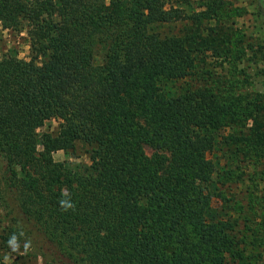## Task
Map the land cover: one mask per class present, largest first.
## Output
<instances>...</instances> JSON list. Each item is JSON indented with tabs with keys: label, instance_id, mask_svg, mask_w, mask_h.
I'll list each match as a JSON object with an SVG mask.
<instances>
[{
	"label": "trees",
	"instance_id": "trees-1",
	"mask_svg": "<svg viewBox=\"0 0 264 264\" xmlns=\"http://www.w3.org/2000/svg\"><path fill=\"white\" fill-rule=\"evenodd\" d=\"M225 2L0 0L31 55L0 60L11 264H264V92L236 66L255 50L226 32ZM57 151L89 165L73 171Z\"/></svg>",
	"mask_w": 264,
	"mask_h": 264
},
{
	"label": "rangeland",
	"instance_id": "rangeland-1",
	"mask_svg": "<svg viewBox=\"0 0 264 264\" xmlns=\"http://www.w3.org/2000/svg\"><path fill=\"white\" fill-rule=\"evenodd\" d=\"M203 0H189L190 8L192 7L196 12H199L201 9L198 8V5ZM225 13L230 12L231 17L227 23V33L234 35V38L241 37L242 44L238 43V47L241 45L247 46L250 44L254 47V52L261 56V53H264L263 43H264V18L259 12L257 0H225ZM191 8V9H192ZM235 10H239L237 15H235ZM190 11V9H189ZM27 25L26 23L22 24V27L19 29H4L0 24V60L7 55H14L21 61H28L31 58L30 55V45L28 41V35L26 32ZM258 44H261V48L258 47ZM253 53L248 50L245 53V57L241 62L238 61L236 64L238 70H244L248 75L249 90L264 92V76L261 73L262 68L264 67V62L261 60H256L257 57L253 56ZM211 67L216 66L215 69L221 72V67H217L220 63H223V67H227V62L225 59H219L214 61L212 57L209 59ZM101 58L100 53H97L95 59V64H100ZM242 78V76H240ZM57 123L55 121H48L45 125L38 130V135H41L43 132H51L56 129ZM145 153L150 156L153 151L150 147H145ZM53 160L55 162L63 163L67 168H71L73 171L82 172L88 165V159L86 156L81 155L79 158L75 156L65 154L63 151H57L52 154ZM232 190L236 191L235 186L231 185ZM239 188H237L238 190ZM228 192V190H225ZM243 196V195H241ZM245 202V201H244ZM9 225V221L6 217V211L4 207L0 204V235L4 228ZM5 256H8V264H11L13 261H17L15 256L12 254H5L4 249H1L0 243V264L3 262L5 264ZM25 255H22V257ZM22 264H43L41 258L35 259L32 254H29L28 257L19 259Z\"/></svg>",
	"mask_w": 264,
	"mask_h": 264
},
{
	"label": "clouds",
	"instance_id": "clouds-1",
	"mask_svg": "<svg viewBox=\"0 0 264 264\" xmlns=\"http://www.w3.org/2000/svg\"><path fill=\"white\" fill-rule=\"evenodd\" d=\"M59 204H60L61 208L64 209L65 211H67L68 209L74 208V205L69 200H66V199H61L59 201ZM20 235H23V233H21ZM8 246L11 248V250L13 252L19 251L20 243L18 240V236L16 234H13L9 238ZM23 247H24V253H22V254H26L31 247V242L30 241L25 242ZM4 259H5V264H8V256H5Z\"/></svg>",
	"mask_w": 264,
	"mask_h": 264
}]
</instances>
